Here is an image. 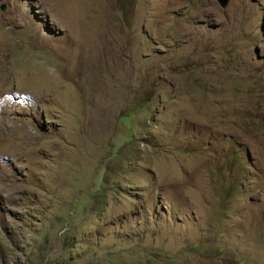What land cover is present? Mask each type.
Listing matches in <instances>:
<instances>
[{"label":"rangeland","instance_id":"rangeland-1","mask_svg":"<svg viewBox=\"0 0 264 264\" xmlns=\"http://www.w3.org/2000/svg\"><path fill=\"white\" fill-rule=\"evenodd\" d=\"M0 264H264V0H0Z\"/></svg>","mask_w":264,"mask_h":264},{"label":"water","instance_id":"water-1","mask_svg":"<svg viewBox=\"0 0 264 264\" xmlns=\"http://www.w3.org/2000/svg\"><path fill=\"white\" fill-rule=\"evenodd\" d=\"M219 3H220V5L222 6V7H225V6H227L228 5V3H229V1L230 0H217ZM1 10H6V4H2L1 5Z\"/></svg>","mask_w":264,"mask_h":264}]
</instances>
